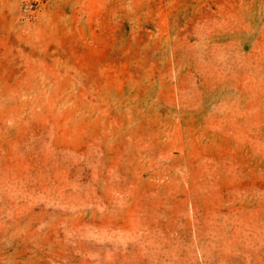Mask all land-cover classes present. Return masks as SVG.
<instances>
[{
  "label": "rangeland",
  "instance_id": "obj_1",
  "mask_svg": "<svg viewBox=\"0 0 264 264\" xmlns=\"http://www.w3.org/2000/svg\"><path fill=\"white\" fill-rule=\"evenodd\" d=\"M0 264H264V0H0Z\"/></svg>",
  "mask_w": 264,
  "mask_h": 264
}]
</instances>
